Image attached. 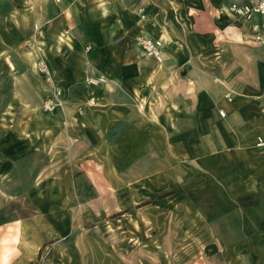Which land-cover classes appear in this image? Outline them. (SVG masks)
Listing matches in <instances>:
<instances>
[{"label": "crops", "instance_id": "1", "mask_svg": "<svg viewBox=\"0 0 264 264\" xmlns=\"http://www.w3.org/2000/svg\"><path fill=\"white\" fill-rule=\"evenodd\" d=\"M113 3L59 0L29 8L34 19L21 15L5 22L2 37L17 50L0 57V95L11 108L0 119L11 129L0 135V175L15 173L17 180L16 172L29 171L27 185L34 188L28 198L36 208L21 218L32 243L26 249L38 251L44 236L74 232V212L90 209L91 203L113 197L117 203H137L165 194V204L179 206L182 232L199 237L187 264H264V150L256 147L257 138H264V84L184 87L183 44L178 48L153 17L141 32L158 39L153 32L160 28L168 35L165 61L135 50L129 22H111ZM136 7L118 11L137 13ZM207 18L197 9L186 15L196 32L206 31L202 19ZM225 20L212 15L208 30ZM249 24L264 29V16ZM23 44L28 50H21ZM170 47L175 53H168ZM38 61L46 63L50 79L35 67ZM176 77H181L177 85ZM56 89L61 105L44 113L42 104ZM46 146L56 150L54 163L39 161ZM34 155L35 161L23 164ZM50 170L70 179L53 177L51 202L68 204L73 212L44 213L40 206L45 199L39 180ZM9 181L6 190L19 194ZM10 219L5 216L3 223ZM63 224L72 231L64 232Z\"/></svg>", "mask_w": 264, "mask_h": 264}, {"label": "rangeland", "instance_id": "2", "mask_svg": "<svg viewBox=\"0 0 264 264\" xmlns=\"http://www.w3.org/2000/svg\"><path fill=\"white\" fill-rule=\"evenodd\" d=\"M54 1L59 3V0H0V57L4 58L17 50L2 37L5 22L8 19L21 18V15L28 20L34 19L29 8H34L36 5L52 4ZM113 1V5L116 4V7H112L109 17L115 21L111 22L119 26L124 24L123 20L129 22L128 36L131 35L135 38V50L138 48L139 51V48H143L142 38L154 39L151 35L143 36L142 33L146 34L147 32H141L146 28L145 24L149 23L148 21L153 17L159 18L160 24L158 25L167 28L172 41L178 42V48L183 44L181 51H184L185 56L184 87L189 84L192 88H241L256 87L255 83L264 84V45L255 39L258 34L264 35V29L261 27L254 30L253 24L226 15L225 10L232 0ZM134 4L137 6V13L118 11L122 7L125 9L126 6L131 7ZM195 9L208 15L207 19H202V27L205 25L203 27L206 29L205 32L194 31L186 19V15ZM92 15L94 17L98 13L93 12ZM133 15L135 16L133 17ZM212 15L218 16L220 20L226 19L223 22L224 26L208 30V23L211 22ZM13 34V39L14 36L18 37L16 32ZM153 34L157 35L166 47L165 45L169 41L168 35L160 28H157ZM25 35L27 36V34ZM17 37L15 38L17 39ZM17 43L21 44L18 40ZM20 48L23 51L28 50L29 45L23 44ZM178 48H176L177 52ZM171 49L172 47L168 48V53H175ZM164 61L165 58L162 62ZM47 78L50 79V77ZM180 78L176 77L174 84H179ZM196 90L190 93L189 101L197 96L195 95ZM5 102L4 96L0 95V119L6 115L8 110L11 111V108L8 109L9 107L5 106ZM44 103L42 104L44 113H52L59 107L52 111H45ZM6 121L0 125V135L5 133L3 130L10 129L6 125ZM15 129V127L12 128L13 131ZM54 153L56 150L54 152L52 147L46 146L44 156H39V161L44 164L54 163ZM57 158L55 161L59 160ZM60 158L68 163L69 158L66 155ZM36 159L35 155L31 156L23 164L27 165ZM25 169L27 168L16 172L17 178L20 177L17 180L15 173L13 178L0 175V219L2 220L0 223V264H187L194 259L197 246L194 244L197 243L199 237L186 236L184 231L182 232L181 228L184 225L179 218V206L173 203L165 204V194L143 197L142 201L137 203H134V200L117 203L116 197L100 205L91 203L90 209L82 207L80 208L82 210L77 209L76 213L74 212V216L77 218L72 221L75 225L74 232L68 235L44 236L45 242L38 251L27 250L25 245L32 243L24 233L25 222L21 218L34 214L36 204L31 203V199L28 198V192L34 187L27 185L29 171ZM58 175L66 176V183L70 180L68 173L51 170L46 171L39 180L42 181L39 192L45 199V202L40 204L42 208L46 209L44 213L52 211L54 208L66 209L67 213L73 212L68 208V204L57 203L59 205H54L51 202L53 177ZM5 181L12 183L14 191L17 190L19 194H10L6 190ZM19 184H23L24 187L19 189ZM60 199L62 200V198ZM60 199L57 200L60 201ZM172 212L175 215H172ZM5 216L12 218L11 221L8 220L10 223L7 225L3 223ZM45 217L47 219L49 216L45 215ZM63 225L64 232L72 231L70 225ZM21 247H25L24 250Z\"/></svg>", "mask_w": 264, "mask_h": 264}, {"label": "built area", "instance_id": "3", "mask_svg": "<svg viewBox=\"0 0 264 264\" xmlns=\"http://www.w3.org/2000/svg\"><path fill=\"white\" fill-rule=\"evenodd\" d=\"M230 10L233 14L244 18L246 23H251L257 16H264V0H232L229 5ZM255 39L261 42L264 45V35H256ZM143 47L147 54L154 56L156 60L163 61V48L164 44L161 39L153 38H142ZM38 70L44 73H48L46 64L43 61H39ZM226 97L230 99V94H227ZM61 105V91L56 89L55 94L51 97H48L47 101L44 103L45 111H52L56 107ZM220 115L225 117L227 115L224 109L220 110ZM256 147L264 150V138L258 137L256 140Z\"/></svg>", "mask_w": 264, "mask_h": 264}, {"label": "bare ground", "instance_id": "4", "mask_svg": "<svg viewBox=\"0 0 264 264\" xmlns=\"http://www.w3.org/2000/svg\"><path fill=\"white\" fill-rule=\"evenodd\" d=\"M225 14H226V15H230V16L236 18V19L239 20V21H244V22H245L244 18L239 17V16L233 14V13L231 12L229 6H228V8H226V10H225ZM143 50H144V47H143ZM144 52H145V50H144ZM148 55H150V54H148ZM152 56H153V55H152ZM45 64H46V63H45ZM46 66H47V65H46ZM158 66H159V65H158ZM35 67L38 69V67H39V61L35 64ZM47 69H48L47 76L50 77L51 74H50V70H49L48 66H47ZM43 109H44V108H43Z\"/></svg>", "mask_w": 264, "mask_h": 264}]
</instances>
